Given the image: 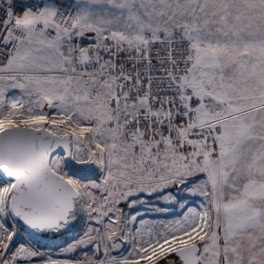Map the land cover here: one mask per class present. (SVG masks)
<instances>
[{"label": "snow or ice", "instance_id": "1", "mask_svg": "<svg viewBox=\"0 0 264 264\" xmlns=\"http://www.w3.org/2000/svg\"><path fill=\"white\" fill-rule=\"evenodd\" d=\"M0 264H264V0H0Z\"/></svg>", "mask_w": 264, "mask_h": 264}]
</instances>
